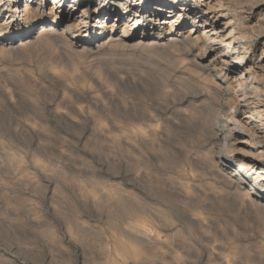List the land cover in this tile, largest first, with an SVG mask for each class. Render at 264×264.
I'll use <instances>...</instances> for the list:
<instances>
[{
  "label": "rangeland",
  "instance_id": "obj_1",
  "mask_svg": "<svg viewBox=\"0 0 264 264\" xmlns=\"http://www.w3.org/2000/svg\"><path fill=\"white\" fill-rule=\"evenodd\" d=\"M61 1L0 0V264H264V0Z\"/></svg>",
  "mask_w": 264,
  "mask_h": 264
},
{
  "label": "bare ground",
  "instance_id": "obj_2",
  "mask_svg": "<svg viewBox=\"0 0 264 264\" xmlns=\"http://www.w3.org/2000/svg\"><path fill=\"white\" fill-rule=\"evenodd\" d=\"M28 1H30V0H25V2H28ZM32 1V0H31ZM55 1V4H54V7L52 8V10L50 11V15H53V16H57L58 15V11L59 10H56L57 9V6L58 5H60V3L61 2H63V1H61V0H54ZM178 0H171V4H173V3H175V2H177ZM2 2V1H1ZM18 2V1H17ZM92 3V2H91ZM91 3L90 2H86L85 3V6H88L89 7V5H91ZM163 3V0H154L153 2H152V6L154 5V6H157V5H159V4H162ZM27 4V3H26ZM209 8V10H211L212 8H213V6L209 3V6H208ZM35 9V8H34ZM75 9V8H74ZM90 9V8H89ZM163 9V8H162ZM264 9V8H263ZM150 10V8H148V7H146L145 8V13H142V14H140V15H138L133 21H134V26H139V24L141 23V18H142V16H145V15H147ZM18 11V9H17V6H15L14 7V11H13V8H12V12H17ZM78 11H82V15H80V16H78L79 18H77L76 20H74L73 18H71V17H69V16H67V18H66V20L69 22L68 23V25H67V27L69 28V29H74V28H77L78 26H80L82 23H83V20H82V18H83V16H85L86 14H87V11H86V9H85V7L83 8V9H81V10H78ZM22 12L23 13H25L26 15L25 16H29V18H31L32 19V21L33 22H35V23H37L38 24V28H39V26H41V24L42 23H44V18H42L41 16H39L38 14H37V12H35L34 10H31V8H29V6L28 5H25V7H24V9H22ZM158 12V11H157ZM187 10H180L179 11V14H178V16L177 17H175V18H172V19H164L163 21L161 20V21H159L160 22V24H168V25H170V27H168V31L169 32H172L173 30H174V27L176 26V25H178L177 23H178V19L179 18H181V16L182 15H184V14H187ZM209 11H207L205 14H209L208 13ZM182 13V14H181ZM211 13V12H210ZM204 14V15H205ZM22 15V14H21ZM24 15V14H23ZM110 15V14H109ZM107 16H108V14L107 13H105V16H104V18H107ZM111 16V15H110ZM59 17V16H58ZM207 17V16H206ZM205 17V18H206ZM28 18V17H27ZM160 18V17H159ZM205 18H202V20L203 21H199L200 23H201V25H200V29H208L209 28V25H210V20L211 19H205ZM197 21V20H196ZM87 22V21H86ZM194 23H195V21H194ZM197 23V22H196ZM214 26V25H213ZM212 26V27H213ZM42 27V26H41ZM67 27H66V29H67ZM125 27H127V26H124V27H122L123 29H124V33L123 34H125L126 33V28ZM43 28V27H42ZM70 31V30H69ZM128 31V30H127ZM216 31V30H215ZM235 31V30H234ZM233 31V32H234ZM0 32H1V30H0ZM233 32L231 31V35L233 34ZM236 32V31H235ZM35 33V32H34ZM128 33V32H127ZM225 33V32H224ZM257 33V32H256ZM264 33V32H263ZM47 34V33H46ZM194 34H197V36H195ZM49 35H51V34H49ZM48 35V37L49 38H52L53 36H49ZM186 35V34H185ZM195 37H194V36ZM199 34H198V31H196V32H194L193 30L188 34V35H186V36H183V39L184 40H191L193 43H195L196 44V42H200L201 40H202V38H201V40L199 39L200 37L198 36ZM228 35V34H227ZM239 35V34H238ZM261 37H259V39H258V41L260 42V43H262V44H264V34H261L260 35ZM41 37H42V34H41ZM43 37H44V35H43ZM45 37H46V35H45ZM59 37H61V36H59ZM224 37V36H223ZM226 37V36H225ZM233 37L235 38V35H233ZM236 37H237V35H236ZM241 37V36H240ZM240 37H238V38H240ZM171 38V37H170ZM221 38V37H220ZM230 38V37H229ZM257 38H258V36H257ZM175 39H177V37L175 38ZM183 39H181V40H183ZM181 40H177L178 41V43H180L181 42ZM198 40H200V41H198ZM229 40H231V39H229ZM175 41V40H174ZM191 41H189V42H191ZM196 41V42H195ZM170 42V41H169ZM173 42V38H171V43ZM177 43V42H176ZM175 43V44H176ZM177 43V44H178ZM176 44V45H177ZM198 44V43H197ZM229 44L231 45L232 44V41L231 42H229ZM228 46V45H227ZM235 48V47H234ZM216 49V51L218 52V54H219V57L220 58H222V61H224V63H226L227 65H230L231 64V58H232V54H231V48H230V46L227 48H225V49H221L220 47H217V48H215ZM235 49H237V48H235ZM234 49V50H235ZM239 50V49H238ZM237 51V50H236ZM240 53V52H239ZM239 60V59H238ZM227 71V70H226ZM240 75H241V79H238L239 80V82L238 83H241V86H242V91H243V93L245 94L246 93V88H251L252 89V91H255V90H257L258 88L257 87H255V86H252V83H250V81H251V78L253 77L252 75V77L250 76V75H248L247 74V76H245L244 75V77H243V74L242 73H240ZM249 77H251L250 78V80H248V78ZM239 78V77H238ZM253 80V79H252ZM237 81V80H236ZM238 85V84H237ZM240 85V84H239ZM237 87V86H236ZM259 87V86H258ZM239 88V87H238ZM237 88V89H238ZM209 89V88H208ZM210 90V89H209ZM260 90V89H259ZM211 91V90H210ZM263 92L264 91V89H261L260 90V92ZM217 92V91H216ZM218 92H219V90H218ZM223 92V91H222ZM225 92V91H224ZM259 92V91H258ZM262 92H261V94H262ZM215 94V93H214ZM217 94V93H216ZM224 94V93H223ZM226 94H228L227 92H226ZM249 94V93H248ZM252 94V93H251ZM241 95H242V93H241ZM250 95V94H249ZM259 95V94H258ZM263 96V95H262ZM260 97V96H259ZM251 98V97H250ZM217 100V99H216ZM262 102V101H261ZM248 103V102H247ZM255 103V102H254ZM258 107V106H257ZM251 110V109H250ZM253 112L256 114V116L261 120V118L264 120V102L262 103V107H260V108H253ZM249 113V112H248ZM262 121V120H261ZM262 131V130H261ZM260 131V132H261ZM263 134H264V131H263ZM258 138H260V136L258 137ZM261 141L263 142L264 141V136H262L261 135ZM261 169V168H260ZM259 182H260V185H261V190H262V192L264 191V169H262V172L258 175V179H257ZM134 223H135V221H134ZM134 223L132 222V224L134 225ZM131 224V223H130ZM133 225H132V227H133ZM135 226H136V224H135ZM134 226V227H135ZM133 227V228H134ZM136 227H138V226H136ZM142 227V226H141ZM149 227V226H148ZM139 228V227H138ZM150 228V227H149ZM149 228H147V227H144V228H141L142 229V231L140 232L141 234H142V236L143 237H145V239L144 240H146V238H148L149 237V239H151V238H153V237H151V236H149V232H150V229ZM140 229V228H139ZM139 231V230H138ZM138 233V232H137ZM140 234V235H141ZM141 236V237H142ZM142 237V238H143ZM170 237V236H169ZM141 238V239H142ZM164 238H166V236L164 237ZM155 239V238H154ZM158 239H159V237H158ZM153 240V239H152ZM156 240H157V238H156ZM161 240H163L162 238H161ZM169 240V239H168ZM147 242V241H146ZM172 244V243H171ZM171 244H168L167 242H161V241H158L157 242V256H158V258L161 260V261H163V262H169V261H171L170 259L171 258H176L177 260L178 259H182V257L181 256H178V254H180L179 253V251H178V253H177V250L174 248V246H172ZM154 245V244H153ZM153 248H154V246H153ZM181 250V249H180ZM132 251V250H131ZM136 253V252H135ZM178 261H180V260H178ZM162 262V263H163Z\"/></svg>",
  "mask_w": 264,
  "mask_h": 264
}]
</instances>
